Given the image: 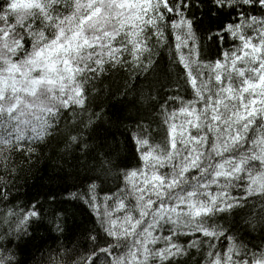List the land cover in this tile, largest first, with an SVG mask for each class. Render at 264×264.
Masks as SVG:
<instances>
[{"label": "snow or ice", "instance_id": "snow-or-ice-1", "mask_svg": "<svg viewBox=\"0 0 264 264\" xmlns=\"http://www.w3.org/2000/svg\"><path fill=\"white\" fill-rule=\"evenodd\" d=\"M0 206V264H264V0H0Z\"/></svg>", "mask_w": 264, "mask_h": 264}, {"label": "trees", "instance_id": "trees-1", "mask_svg": "<svg viewBox=\"0 0 264 264\" xmlns=\"http://www.w3.org/2000/svg\"><path fill=\"white\" fill-rule=\"evenodd\" d=\"M163 70V65H162V69ZM141 80L143 79L142 77L140 78ZM117 82L120 80V75H117L116 77ZM133 80L135 82L136 77L133 76ZM110 104L115 105L114 110L118 109L120 107V105L118 103H116V100L113 99L111 101H109ZM52 172V168L50 165L45 166V165H41V170L36 173L35 175L29 174L26 175L24 177H22L19 181L21 187L19 188V194H20V200L17 202L19 204H24L29 200H34L36 197H40L41 199H44L45 195L49 192V191H53L56 193V195L59 196L62 194V188H53L51 186V182L49 181L48 177L51 175ZM86 170L81 169L80 170V176L81 179H83L86 175ZM75 190V189H73ZM2 207V206H0ZM83 220L82 215H80L79 213H77V215L73 218H70L68 220V239H64L63 237H61V243L67 244L69 247H71L73 244L78 243L77 239L73 238V234L78 233V228L79 225L81 224ZM52 235H55V233H53ZM258 243V241H257ZM48 244L52 245L53 247H55L56 245L53 244V241L51 239L48 240Z\"/></svg>", "mask_w": 264, "mask_h": 264}]
</instances>
